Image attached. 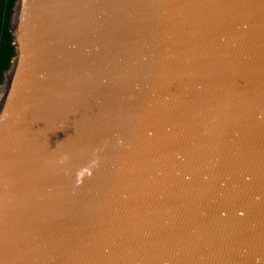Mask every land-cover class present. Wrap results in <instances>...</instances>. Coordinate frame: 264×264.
<instances>
[{
    "label": "water",
    "instance_id": "95a60500",
    "mask_svg": "<svg viewBox=\"0 0 264 264\" xmlns=\"http://www.w3.org/2000/svg\"><path fill=\"white\" fill-rule=\"evenodd\" d=\"M8 30L0 264H264V0H13Z\"/></svg>",
    "mask_w": 264,
    "mask_h": 264
},
{
    "label": "trees",
    "instance_id": "16d2710c",
    "mask_svg": "<svg viewBox=\"0 0 264 264\" xmlns=\"http://www.w3.org/2000/svg\"><path fill=\"white\" fill-rule=\"evenodd\" d=\"M13 0H0V80L2 70L7 67L10 55L13 53L11 35L8 30V19Z\"/></svg>",
    "mask_w": 264,
    "mask_h": 264
},
{
    "label": "clouds",
    "instance_id": "9594fccd",
    "mask_svg": "<svg viewBox=\"0 0 264 264\" xmlns=\"http://www.w3.org/2000/svg\"><path fill=\"white\" fill-rule=\"evenodd\" d=\"M65 159H67V157H65ZM85 171H87V170H85ZM83 175H84L83 172H81V173L78 174V176L81 178V179H78V182H82ZM88 175H91V172L90 171L88 172Z\"/></svg>",
    "mask_w": 264,
    "mask_h": 264
}]
</instances>
